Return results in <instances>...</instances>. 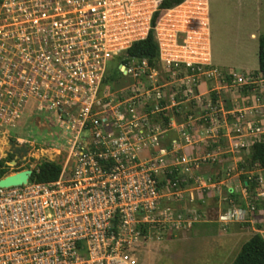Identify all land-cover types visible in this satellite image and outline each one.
<instances>
[{"label":"built area","instance_id":"obj_1","mask_svg":"<svg viewBox=\"0 0 264 264\" xmlns=\"http://www.w3.org/2000/svg\"><path fill=\"white\" fill-rule=\"evenodd\" d=\"M165 1L0 0L7 11L0 136L37 143L18 134L31 125L67 151L57 179L31 180L35 162L26 184L0 187V264H139L137 249L151 229L173 232L194 220L173 205L186 193L195 200L183 193L189 187L175 176L165 142L164 117L178 104L176 95L147 85L158 73L136 57L119 65L133 85L113 92L109 62L153 34L159 64L186 68L175 72L193 84L201 74L230 77L232 84H253L256 77L210 67L209 0L163 7ZM190 92L186 82L183 95ZM248 128L264 131L253 123ZM167 188L176 199L162 204ZM241 214L229 209L225 218Z\"/></svg>","mask_w":264,"mask_h":264},{"label":"rangeland","instance_id":"obj_2","mask_svg":"<svg viewBox=\"0 0 264 264\" xmlns=\"http://www.w3.org/2000/svg\"><path fill=\"white\" fill-rule=\"evenodd\" d=\"M209 6L211 33L209 43L210 59L208 60V63H211L210 67L217 69L218 72H235L239 76L244 75L246 73L245 71L250 70V68L259 70V40L260 36L264 34V0H209ZM6 20V8L0 7V25L4 27V29L2 28V30H0V38L2 39L0 40V43L3 44L5 43L4 41H6ZM1 53L4 54V51ZM4 63V60H0V66H2ZM118 65H120V61H110V73H114ZM154 68L158 75L153 80H147L146 84L148 83L147 85H149V83L153 82L158 86H162V88L168 93H173L174 91L176 95L175 97L180 98L183 94L181 89H183V86L186 87V82H183L182 79L178 81V79L173 78L172 76L177 77V72L186 73V68L182 67L180 69H168L166 67L164 68L161 64H158V66H155ZM175 70L177 72H175ZM254 73L255 70H252L250 74L254 75ZM202 76L207 77L206 75H199L201 79H204ZM221 80L223 79L219 76L214 78L213 81L216 83V81ZM186 81L187 85L190 86V93L192 94L191 97L194 99H199V103L205 104L206 101L200 99L199 95L196 94L198 80L197 83H194L195 85L192 81ZM256 81L257 79L255 78L254 83ZM133 83V77L123 74V76L117 77L115 80L111 81L108 84V88L109 90L116 92L122 87L133 85ZM249 85L252 84L234 83L232 84V88L237 92L242 93V90H245L244 87ZM208 98H210V96ZM209 101L210 100H208V102ZM202 111L203 110L199 109L197 112H195L194 116L196 118V122L202 118ZM219 115H223L225 117L227 114L225 115L224 112L220 111ZM154 119L156 122H158V124L163 122V118L159 112L154 116ZM258 125L262 127L260 123ZM30 126L27 128V131L18 134L28 138L30 141L37 143L31 142L25 144L19 142L15 138H11L10 136L8 137L7 135L0 136V147L3 149V152L0 153V163L4 161L5 166L8 167V170L3 177L18 171L30 169L31 165H34L35 162L40 163L43 160L62 162L66 157L67 151L64 146L60 147L58 145H53L51 140L44 138L43 134L37 130H32V127ZM240 129L241 131L239 133L242 132L244 135H250V131H248L249 129L247 127H240ZM262 132L263 133L255 134L257 135L256 137L254 136L255 140L264 137V131ZM188 136L189 135L186 134V138H188ZM189 137L191 138V136ZM246 137L247 136L244 138V142H246ZM196 139L199 141L198 144L202 147L201 150L206 148L207 144L210 145L212 142V139H208L207 142H201L198 138H191L189 139L188 143L193 140L194 144H197ZM236 141L238 143L241 142L237 139H234L231 144L228 141L229 147L232 145V148L235 146L239 149L240 147L236 146ZM223 143L224 145H227V141H224ZM24 147H27L28 150L24 151ZM250 151L251 147L249 154ZM176 153L177 152L175 150L170 149L168 153L169 159L170 157L172 158L174 155H176ZM181 153L183 152H180V154ZM150 154L151 150L147 148L146 152L143 154V157L149 158ZM11 155L13 158L10 161H7L8 157ZM203 156L204 155L200 156L203 161L210 160L214 162L217 160L216 156L213 154L206 157ZM187 159L188 162L181 163L180 166H183L187 171H190L189 166L196 163L197 160H190L189 158ZM162 167H164V165H162ZM175 176L181 179L180 181L182 183L185 181V175H183L181 178L179 174ZM226 176L228 175H225V177ZM165 177L166 173L161 172L160 179H164ZM215 177V175L209 174L207 179H203L202 181L198 177L197 179H199L200 182L197 183L201 185L200 187L196 189L191 188L193 190L188 188L189 190L187 189L186 191H183V193L188 191L191 192L195 199L194 201H191L189 210L188 206L186 207L184 205V198L189 200V193L184 194L185 197L181 199L182 201H173V205H175L177 210L187 214V216L191 217V220H194H192L191 224L187 225V227L184 226L181 230L173 232L169 231V229H163L164 231H158L155 228L151 229L150 235L148 234V238L139 246V249H137L138 251L136 255L139 259V264H231L234 261L241 249V244L245 237L241 239H233L224 235L220 236L218 234V213L215 212V210L210 212L206 211L203 213V210H201L203 207L197 204L198 200L200 199L199 195L204 193L201 187L208 189L210 187L209 185H212L216 182ZM169 190L170 189L167 188L166 191H164L166 196L163 198V200H161L162 204H164L167 199H176L174 193L172 194L173 191ZM168 191L169 193H167ZM210 201V205L213 207L216 202L213 200ZM254 205L256 204L252 202L250 207ZM223 209L225 212L223 210L224 213L221 216V220L224 224L234 220L244 221L246 219L245 211H242L241 215L243 217L241 216L240 219H226V212L229 209H238V207H223ZM204 224H206V226H202ZM227 226L228 225L223 227L220 226V228L226 230ZM206 231L208 234L203 233Z\"/></svg>","mask_w":264,"mask_h":264},{"label":"crops","instance_id":"obj_3","mask_svg":"<svg viewBox=\"0 0 264 264\" xmlns=\"http://www.w3.org/2000/svg\"><path fill=\"white\" fill-rule=\"evenodd\" d=\"M252 70H255L254 76L257 81L244 87L245 90L243 89L242 93L234 90L231 82L221 80L215 83L214 78L202 76L204 79H201L197 76L196 94L200 99L206 101L205 104L199 103V99L184 96L182 93H184L185 87L183 86L181 97H175L178 104L169 108L167 116L164 117V124L167 126L168 123L170 126L165 142L171 150L177 152L172 158L170 157L173 168L176 169L180 178L185 175L183 184L190 190L201 186L197 183L198 177L202 181L207 179L209 174L216 176V182L209 185L208 189L201 187L204 193L199 195L200 199L197 204L203 207L201 209L203 213L214 210L218 213V234L220 236L224 235L233 239L245 237L241 247L255 233H260L264 237V169L247 160L251 144L255 140L254 136L257 135L254 133L244 135L241 132L242 135L237 131L238 127L248 128L251 123L254 125L260 123L264 130V74L256 73L258 69L254 68L245 71V74L251 73ZM172 77L178 81L182 79L183 82L188 80L183 75ZM173 93L175 95L174 91ZM209 96L210 98H208ZM208 100L210 101L208 102ZM199 109L203 110V116L196 122L194 115ZM220 111L227 115L225 117L219 115ZM186 134L191 138H198L201 142H207L208 139H212V142L201 150L199 141L196 139L197 144H194L193 140L188 143L191 138L188 136L189 139H187ZM245 136H247L246 142H244ZM234 139L243 141L239 142V149L235 146L232 148V145L229 147L228 141L231 143ZM224 141H227V145H224ZM236 143L238 142L236 141ZM180 152L183 153L180 154ZM211 154L217 158L214 162L203 161L200 157ZM182 156L190 160H197L195 165L189 166L190 171L180 166ZM225 175L228 176L225 177ZM210 200L216 202L213 207L210 205ZM252 202L256 204L254 205L255 210L250 207ZM184 205L188 206L189 210L191 201L186 200ZM223 207H238L246 212V219L244 221L234 220L227 224L222 223L221 216L225 212ZM226 225H228L226 230L220 228V226ZM202 226H206V224ZM203 233L205 234L207 231Z\"/></svg>","mask_w":264,"mask_h":264},{"label":"trees","instance_id":"obj_4","mask_svg":"<svg viewBox=\"0 0 264 264\" xmlns=\"http://www.w3.org/2000/svg\"><path fill=\"white\" fill-rule=\"evenodd\" d=\"M183 0H167L163 3V7H171L181 3ZM130 57L146 58L151 67L159 64V48L153 34L145 39L138 41L131 46L126 53L120 57V64H128ZM256 73L264 74V34L259 40V70ZM123 76V71L119 65L116 71L110 76L108 83L115 80L117 77ZM228 83L231 78L227 77ZM13 156L8 157L11 160ZM251 164H258L264 169V137L256 139L252 146L247 159ZM4 166V167H3ZM8 168L5 167L4 161L0 163V178L4 176ZM61 172V164L53 160H43L39 164L38 170L34 171L32 176L33 181L48 182L59 177ZM251 182V181H249ZM231 264H264V237L260 233H255L247 242L243 244L236 258Z\"/></svg>","mask_w":264,"mask_h":264},{"label":"water","instance_id":"obj_5","mask_svg":"<svg viewBox=\"0 0 264 264\" xmlns=\"http://www.w3.org/2000/svg\"><path fill=\"white\" fill-rule=\"evenodd\" d=\"M121 70L125 72L124 67H121ZM23 150L27 151L28 148L24 147ZM32 173V169H26L9 174L0 179V187L19 186L26 184Z\"/></svg>","mask_w":264,"mask_h":264},{"label":"bare ground","instance_id":"obj_6","mask_svg":"<svg viewBox=\"0 0 264 264\" xmlns=\"http://www.w3.org/2000/svg\"><path fill=\"white\" fill-rule=\"evenodd\" d=\"M7 144V143H6ZM3 152V149L0 147V153H2Z\"/></svg>","mask_w":264,"mask_h":264}]
</instances>
